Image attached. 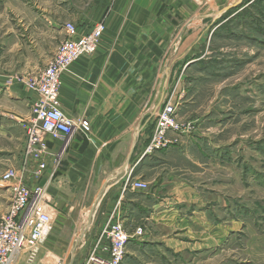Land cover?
Instances as JSON below:
<instances>
[{
  "label": "rangeland",
  "instance_id": "374dc122",
  "mask_svg": "<svg viewBox=\"0 0 264 264\" xmlns=\"http://www.w3.org/2000/svg\"><path fill=\"white\" fill-rule=\"evenodd\" d=\"M237 1L217 6L211 2L210 10L211 5H202V17L190 22L195 28L185 31L181 39L177 34L171 48L174 65L163 102L176 106L181 130L169 133L173 144L167 148L179 146L180 156L185 154L174 172L178 181L197 189L204 206L197 222L200 229L194 228L201 234L197 244L175 236L184 233L179 224L190 220L189 211L179 210V224L174 215L165 213L162 219L155 212L154 219L136 228L144 231L139 238L153 241L157 235L162 255L156 264H264V0H243L224 19L228 11L220 12ZM41 7L36 0H0V220L13 198L2 175L11 167L20 169L24 143L20 121L31 114V91L21 86V80L44 68L54 51L43 48L46 43L29 26V15ZM22 9L31 14L19 17L15 10ZM198 26L201 47L180 56L183 37ZM165 80L164 71L161 84ZM144 155H150L146 149ZM159 219L176 231L158 229ZM77 227L65 226L64 235L72 236ZM161 234L184 237L186 245L174 254L159 238ZM49 242L22 264H67L73 244L61 242L55 249ZM84 257L83 253L77 256L74 264ZM146 262L150 260L142 259L140 264Z\"/></svg>",
  "mask_w": 264,
  "mask_h": 264
},
{
  "label": "crops",
  "instance_id": "0c3cea01",
  "mask_svg": "<svg viewBox=\"0 0 264 264\" xmlns=\"http://www.w3.org/2000/svg\"><path fill=\"white\" fill-rule=\"evenodd\" d=\"M36 1L42 6L41 11L29 15L32 22L29 26L32 25L35 34H39L42 42L46 43L42 44L43 48L54 49L50 60L66 37L65 23H74L83 33L99 23L105 24L97 52L80 57L62 75L59 98L63 111L69 117L89 120L91 132L89 136L76 133L69 137H47L51 155L40 183L52 197L56 210L54 233L47 238L49 245L57 249V244L62 242V245L73 244L72 249L75 247L80 229L105 182L126 164L123 173L106 187L98 200L86 244L77 255L83 253L85 256L80 264L84 263L94 239L113 215L119 217L132 234L123 264H140L142 259L150 260L146 264L159 261L156 258L162 254L155 242L157 235L153 241L135 236L136 228L144 225L149 218L154 219L155 212L162 215V219L165 213L176 218L179 210L191 212L189 221L181 220L179 224L176 218L184 233L175 236L182 235L195 244L200 243L201 234L197 235L194 228L200 229L197 222L202 219V197L195 187L178 181L174 172L179 171V162L184 160L185 154L181 152L180 156L179 146L173 148V143L171 147L154 154L144 155V152L150 143L158 112L165 104L161 103L162 94L166 92L161 77L177 34L190 22L202 17L203 6L211 5L208 6L210 10L213 7L211 2L217 6L227 0ZM15 11L19 17H24L26 12L31 14L26 9ZM194 28L190 24L186 31L190 33ZM196 29V32L183 37L181 49L184 52L180 56L195 53L201 47V29L199 26ZM42 69L22 80L36 76ZM21 86L26 87L23 83ZM29 93L32 105L36 95ZM151 112L155 113L154 116H150ZM22 121L23 154L26 136ZM180 140L182 144L185 142V139ZM22 154L19 157L20 168ZM166 168L175 174L167 173ZM29 174L28 185L33 186L35 182ZM129 177L148 182L150 189L125 190ZM162 219L157 220L161 224L157 225L160 226L158 229L168 230ZM68 225L73 228L78 226L70 237L64 235V227ZM190 234H193L192 238ZM160 236L174 254L179 253L180 246L186 245L184 237L179 240L166 234ZM177 245L179 249L175 250ZM60 248L62 250V246ZM49 249L57 252L51 247Z\"/></svg>",
  "mask_w": 264,
  "mask_h": 264
},
{
  "label": "built area",
  "instance_id": "2783aa9c",
  "mask_svg": "<svg viewBox=\"0 0 264 264\" xmlns=\"http://www.w3.org/2000/svg\"><path fill=\"white\" fill-rule=\"evenodd\" d=\"M65 39L49 63L36 75L22 83L36 95L30 117L21 122L26 144L22 154V168L11 167L2 175V182L12 191V204L0 220V264H22L36 257L41 246L52 233L55 207L52 197L42 185V175L51 155L48 136L69 137L76 133L89 136L91 125L82 117H69L60 103L63 73L82 56L94 55L101 43L105 24L99 23L87 32H80L71 22L64 24ZM176 106L165 103L158 112L156 127L146 148L148 154L165 150L169 133L179 132ZM34 168V170H32ZM35 182L28 185L27 173ZM125 190L148 191L149 183L128 178ZM142 228L135 236H142ZM132 234L123 221L111 216L101 233L94 239L83 264H123L127 244Z\"/></svg>",
  "mask_w": 264,
  "mask_h": 264
},
{
  "label": "water",
  "instance_id": "95a60500",
  "mask_svg": "<svg viewBox=\"0 0 264 264\" xmlns=\"http://www.w3.org/2000/svg\"><path fill=\"white\" fill-rule=\"evenodd\" d=\"M242 1L243 0H239L237 2H234L232 4H229L220 13L222 14V13H224L226 11H229L230 9H233L234 7H236L237 5H239V3H241ZM186 28L187 27H184L181 30V32L179 33V39H181L182 35L185 33ZM173 65H174L173 57H170L168 59V61H167L166 69H165L166 80H165L164 90H166L167 87H168V83H169V79H170V76H171V72H172ZM164 97H165V92H163V94H162L161 103L163 102ZM161 103L159 104V106L156 109H158L160 107ZM156 109H155V111H157ZM154 112L153 113L151 112L150 113V116H154V114H155ZM138 131H139V129H138ZM136 137H137V134H136ZM130 159H131V156L128 159V164H129ZM126 167H127V164L122 169L118 170L115 174H113L105 182L104 186L101 189V192L98 195L97 201L95 202L93 208L89 212V216L87 218V221L82 225V227L80 229L79 237H78V239L75 242V247L72 249L71 256H70V260L67 262V264H74L75 259H76L77 255H78V252L81 250L82 246H84L86 244L87 233H88V230H89V228L91 226V223H92V218H93L94 210H95V207H96V205L98 203V200L100 199L101 195L105 191L106 187L110 183H112L119 175H121L123 173V171L125 170Z\"/></svg>",
  "mask_w": 264,
  "mask_h": 264
},
{
  "label": "trees",
  "instance_id": "16d2710c",
  "mask_svg": "<svg viewBox=\"0 0 264 264\" xmlns=\"http://www.w3.org/2000/svg\"><path fill=\"white\" fill-rule=\"evenodd\" d=\"M234 14L233 10H229L225 15L224 19L231 17Z\"/></svg>",
  "mask_w": 264,
  "mask_h": 264
}]
</instances>
